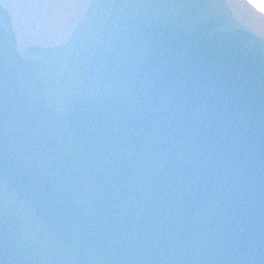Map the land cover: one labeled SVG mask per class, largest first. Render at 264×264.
<instances>
[{"label": "water", "instance_id": "1", "mask_svg": "<svg viewBox=\"0 0 264 264\" xmlns=\"http://www.w3.org/2000/svg\"><path fill=\"white\" fill-rule=\"evenodd\" d=\"M0 264H264V12L0 0Z\"/></svg>", "mask_w": 264, "mask_h": 264}, {"label": "snow or ice", "instance_id": "2", "mask_svg": "<svg viewBox=\"0 0 264 264\" xmlns=\"http://www.w3.org/2000/svg\"><path fill=\"white\" fill-rule=\"evenodd\" d=\"M249 2L261 12H264V0H249Z\"/></svg>", "mask_w": 264, "mask_h": 264}]
</instances>
